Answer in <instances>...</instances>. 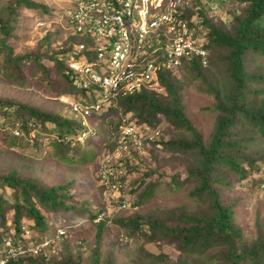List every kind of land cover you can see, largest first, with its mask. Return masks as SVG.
Masks as SVG:
<instances>
[{
	"label": "trees",
	"instance_id": "obj_1",
	"mask_svg": "<svg viewBox=\"0 0 264 264\" xmlns=\"http://www.w3.org/2000/svg\"><path fill=\"white\" fill-rule=\"evenodd\" d=\"M238 1H246L247 5L233 16L229 27L223 21H213L206 8L198 6L196 1L192 6L184 7L183 18L187 23L206 30V67L200 65L197 57L183 58L176 71L158 70L159 90L143 89L119 99L117 107L121 112H130L141 127L158 129L160 135L149 141L151 149L146 150L153 167L143 163L132 148L129 156L120 159L123 186L115 204L124 199L129 202V197L131 199L135 194L144 199L159 190L161 183L169 190L186 188L187 197L198 204L193 212L179 207L157 215L147 213L114 218L113 223L124 229L128 236L158 240L179 253L176 259H171L161 251L153 252L139 246L138 258L132 260L134 264H264V221L256 226L255 238L245 240L235 221L238 199L226 195L234 186L248 185L253 181L255 178L245 182L251 171L264 170V147L259 148L264 144V65L259 61L264 57V0ZM14 3L37 14L45 15L47 11L44 5L34 0H14ZM12 11L5 17L0 14V50L6 52L0 73L6 78L15 77L18 79L15 84L21 86L24 80L22 70L27 68L34 74L41 73L38 79L50 97H73L80 93L77 79L67 68L66 61L75 54V44L89 46L92 38L70 33L54 46L47 34L32 51L14 54L5 42L13 26V19L9 17ZM194 14L201 19L190 23ZM83 53L89 61L94 60L93 51L83 50ZM180 70L197 81L202 92L213 99L209 107L216 114L206 139L186 116L183 83L176 76ZM118 112V108L111 111L113 128ZM0 116L20 130L16 135L0 130V141L12 148H0V189H8L9 194L8 199L0 194V241L9 229L20 235L22 222L30 219L38 229L36 238H39L47 228L43 211L68 212L75 208L68 200L71 182L45 185L36 177L35 164L30 158H25L14 148L38 147L37 134L31 133L33 136H30L29 132L36 128L47 131V124H51L53 129L47 135L49 143L55 146L59 161L76 165L93 160L96 152L94 146L87 149L79 141L63 140L67 134L81 129V124L65 111L55 113L0 97ZM107 116L110 117L103 113L97 118ZM102 141L101 148L105 147L106 152L113 150L114 141L107 137ZM93 143L98 145L99 142ZM165 167L175 170L165 173ZM25 168H31L32 176L26 174ZM260 181L264 182V179ZM126 194L129 197H125ZM132 200L130 206L140 204L139 200ZM85 211L91 221L97 219L94 244L89 248L90 263L82 262L79 254L74 256L64 249L56 258L39 251L26 252L23 256L9 257L6 264H114L111 252L101 254L99 248L106 220L98 217L100 210Z\"/></svg>",
	"mask_w": 264,
	"mask_h": 264
},
{
	"label": "rangeland",
	"instance_id": "obj_2",
	"mask_svg": "<svg viewBox=\"0 0 264 264\" xmlns=\"http://www.w3.org/2000/svg\"><path fill=\"white\" fill-rule=\"evenodd\" d=\"M34 1L46 7L45 15L37 14L33 10L22 6L18 7L14 0H0V14L3 17L8 16L13 9L12 15L9 16L13 19L11 23L13 26L6 36L5 42L12 48L14 54L32 51L47 34L50 35L52 44L57 46L71 32L67 24V13L74 7L72 0ZM246 5V1L238 0L229 4L228 6L238 9L228 16L229 7L226 11L223 5L218 3L214 10L211 9L209 15L213 17V21L221 19L220 21H223L225 26L229 27L233 16L240 13ZM218 14H221L222 17L220 18ZM0 54H2L0 55V64H2L3 56L6 52L0 50ZM259 61L264 65V57ZM45 63L50 65L48 60H45ZM40 75V72L34 74L25 68L22 70V79L24 80H22L23 82L20 86L15 84V81L18 80L15 77L6 78L0 73V97L12 98L55 113L63 112L66 109L65 112L70 114L68 106L66 105L67 108H65V104L62 102V97L65 96L59 98L50 97L46 93L44 85L38 79ZM17 76L18 74H16ZM176 76L183 83L182 96L186 116L202 138L206 139L213 128L216 114L209 107L213 104V99L202 92L198 82L187 73L180 70L176 73ZM107 121L108 116L101 118L88 117L86 119L87 127H91L94 134L84 140L82 145L84 146L83 148L87 149L94 146L96 155L93 160H84V162H79L76 165L65 164L57 159L55 146L49 143L50 137L48 136L49 134L47 135L49 130L53 129L51 124H47V131L36 128V130L29 132L30 136H33L32 134L34 133L35 135L37 134L38 147L27 146L23 150L18 147L14 148L15 151L19 150L25 158H30L32 163L35 164L34 173L37 175L36 177L41 179L45 185H62L70 181L71 184L68 186V195L70 197L68 200L75 206L73 211L68 212L52 213L43 211L47 228L46 233L39 238H36L38 229L34 227L32 219L22 222L20 235H15L14 230L9 229L5 234L10 237L15 246L20 245L16 250H36L45 253L48 257L56 258L62 255L64 249H67L74 256L79 254L82 262L90 263L91 252L89 248L94 244L95 222H97V219L91 221L84 213L87 212L85 211L86 209H91L93 211L100 210L101 218L106 220L99 248L101 254L111 252L114 264H134L132 260L138 258L136 251L139 246H143L153 252L161 251L171 259L178 257L179 253L170 245L159 243L158 240L147 241L144 237L138 235L134 237L128 236L124 229L113 223V219L116 217H132L136 214L144 215L150 213L157 215L161 211L168 209L172 211L179 207H182L186 212H193L197 209L198 204L187 197L186 188L177 191L169 190L162 183L158 188L159 190L144 199L136 194L133 195L132 198L140 201L138 206H130L133 200L132 198L130 199L128 194L125 195V197H129V202L125 208H119L118 204H112V199L109 198L110 195L106 193L105 187L99 184L96 176V164L106 156L105 147L102 150L100 148L104 144L102 139L106 136ZM10 122L4 121V118L0 116V130L3 129L14 135L18 131L19 134L20 130L12 126ZM75 133L71 134L74 135ZM95 141L99 142L98 145H93ZM262 147H264V144L259 145V148ZM0 148L12 149L1 141ZM140 158L147 166H154L146 151ZM31 161H26V163ZM133 162L136 164V161ZM31 168H25L28 176H32ZM172 170L175 169L164 168L165 173H170ZM252 178H255L254 182L251 181L248 185H236L226 193L227 196L238 199V204L235 208V221L241 227L244 239L247 241L255 238L256 226L264 221V182L260 181V179H264V170L260 168L256 172L251 171L245 182L248 183ZM119 193L120 190H118L116 197L119 196ZM0 194H2L4 199L9 198L8 189L4 191L0 189ZM145 228L146 226H144ZM2 247L3 242L0 241V248ZM19 255H22V253Z\"/></svg>",
	"mask_w": 264,
	"mask_h": 264
},
{
	"label": "built area",
	"instance_id": "obj_3",
	"mask_svg": "<svg viewBox=\"0 0 264 264\" xmlns=\"http://www.w3.org/2000/svg\"><path fill=\"white\" fill-rule=\"evenodd\" d=\"M195 1L209 11L218 3L223 6L230 3V0H117V5L111 7L105 0H86L76 5L69 18L72 31L91 37L92 43L89 46L75 44V54L66 61L80 92L65 99L70 110L67 114L79 122L82 129L74 135L67 134L63 140L82 143L94 134L93 129L87 127L86 119L103 113L110 115L106 137L115 144L96 164V176L114 204L123 186L120 159L129 156L131 148L141 157L144 151L151 149L149 141L160 135L158 129L141 127L130 112H121L117 107L119 99L143 89L159 90L158 70L176 71L183 58L194 56L202 67L207 66L206 30L189 25L183 18L184 7L192 6ZM224 9L227 11L228 6ZM200 19L194 14L189 22L197 23ZM83 50L93 51L94 60L89 61ZM113 108L119 111L115 128L110 122ZM127 203L124 199L117 206L125 208ZM2 242L4 251H1L0 264H6L9 257L36 251L16 250L20 245L15 246L10 237L2 238Z\"/></svg>",
	"mask_w": 264,
	"mask_h": 264
},
{
	"label": "clouds",
	"instance_id": "obj_4",
	"mask_svg": "<svg viewBox=\"0 0 264 264\" xmlns=\"http://www.w3.org/2000/svg\"><path fill=\"white\" fill-rule=\"evenodd\" d=\"M73 1V3H74V7L71 9V11H69L68 13H67V24H68V26H69V18H70V16H71V14H72V12L75 10V7H76V5L79 3V2H85L86 0H72ZM108 4H111V7H112V5H117V0H105ZM232 1V2H231ZM236 0H230V3H228V5L229 4H231V3H233V2H235ZM228 5H224V6H228ZM223 6V7H224ZM229 7V10L230 11H228V16H230V14L232 13V12H234L235 10H237L238 8H236V7H232V6H228ZM206 12L209 14V10H207L206 9ZM211 18H213L212 16H211ZM230 19V18H229ZM221 20V19H220ZM41 23H43V22H41ZM70 27V26H69ZM70 30H71V32L70 33H74L73 31H72V29H71V27H70ZM69 33V34H70ZM68 34V35H69ZM67 98H70V97H67V96H65V97H62V100H63V102L65 103V105H67L66 104V102H65V99H67ZM67 108V107H66ZM65 111H66V109H65ZM66 113V112H65ZM68 115V114H67ZM69 116V115H68ZM82 129V128H81ZM106 134H107V130H106ZM106 137V136H105ZM97 140V139H96ZM100 216V215H99ZM98 216V217H99ZM4 237H9V236H7V235H4V236H2L1 237V241H2V238H4ZM1 251H4V248L2 247V248H0V257H2L3 256V253L1 252Z\"/></svg>",
	"mask_w": 264,
	"mask_h": 264
}]
</instances>
